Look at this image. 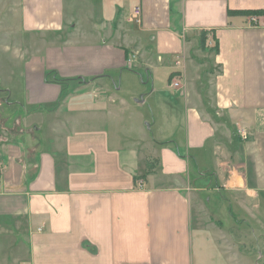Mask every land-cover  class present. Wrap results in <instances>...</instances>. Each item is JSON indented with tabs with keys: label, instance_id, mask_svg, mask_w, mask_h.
<instances>
[{
	"label": "crops",
	"instance_id": "1",
	"mask_svg": "<svg viewBox=\"0 0 264 264\" xmlns=\"http://www.w3.org/2000/svg\"><path fill=\"white\" fill-rule=\"evenodd\" d=\"M235 10L264 0H0V264H264V14Z\"/></svg>",
	"mask_w": 264,
	"mask_h": 264
},
{
	"label": "rangeland",
	"instance_id": "2",
	"mask_svg": "<svg viewBox=\"0 0 264 264\" xmlns=\"http://www.w3.org/2000/svg\"><path fill=\"white\" fill-rule=\"evenodd\" d=\"M1 14V13H0ZM2 15V14H1ZM3 16V15H2ZM12 23V22H11ZM12 26L10 27V30L13 31L14 33H17L20 29V19L19 18H15L13 23L11 24ZM5 37L3 36L1 33H0V84H1V79L4 77L6 78V73L9 71V69H14L16 71V74L14 75V77L16 78V80L18 79L19 75V71H18V68H19V61L18 59L16 58V55L14 54V48L18 47L20 45V38L16 37H10L9 41H6L4 39V41H2V38ZM24 39H26V36L24 37ZM8 44L9 46V52H5V49L4 46ZM147 80V78H146ZM165 85L168 84V78H165L164 81ZM16 99V96H13L11 98V100H15ZM214 196H216L215 194H213ZM228 210L230 208H227ZM225 211V210H224ZM210 215L213 216V214L211 213V211H209ZM220 220L222 221L223 225H221V232L224 233L228 239L230 240V243H241L242 241H240V238L242 237L241 235V232L239 231H235L233 230V232H230V229H231V226L233 225L232 223L233 222H230V219L228 217V215H226L225 213L224 214H221V218ZM245 228H248L247 226L244 227ZM239 229H243L241 227H239ZM247 230V229H245ZM254 238V237H253ZM254 241L253 242H257L256 239H253ZM12 254V253H10ZM257 257L256 254H254V258L252 259H255Z\"/></svg>",
	"mask_w": 264,
	"mask_h": 264
},
{
	"label": "trees",
	"instance_id": "3",
	"mask_svg": "<svg viewBox=\"0 0 264 264\" xmlns=\"http://www.w3.org/2000/svg\"><path fill=\"white\" fill-rule=\"evenodd\" d=\"M263 14H264L263 10H248V11H242V10L236 11L235 10V11L230 12V15H232V16H237V15L238 16H260ZM207 35H208V33L202 32L201 46L203 47V49H205L207 46ZM213 49L216 50L217 46H215ZM172 78H173V75H171L170 80Z\"/></svg>",
	"mask_w": 264,
	"mask_h": 264
},
{
	"label": "built area",
	"instance_id": "4",
	"mask_svg": "<svg viewBox=\"0 0 264 264\" xmlns=\"http://www.w3.org/2000/svg\"><path fill=\"white\" fill-rule=\"evenodd\" d=\"M129 21L135 24L142 23V8L140 6L134 8ZM178 85H179L178 83H175V86H178ZM240 135L244 140L248 139V134L245 131H241Z\"/></svg>",
	"mask_w": 264,
	"mask_h": 264
}]
</instances>
